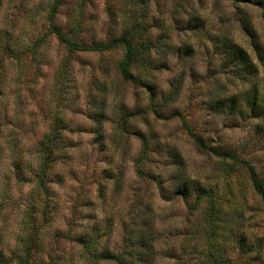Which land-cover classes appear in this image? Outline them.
Listing matches in <instances>:
<instances>
[{
  "label": "rangeland",
  "instance_id": "374dc122",
  "mask_svg": "<svg viewBox=\"0 0 264 264\" xmlns=\"http://www.w3.org/2000/svg\"><path fill=\"white\" fill-rule=\"evenodd\" d=\"M53 3L0 0V251H20L34 198L45 264H93L56 235L72 212L77 233L98 228V250L118 251L136 224L156 233V264H264V199L253 187L264 182V3ZM128 49L139 84L119 74ZM56 118L69 159L49 182L50 227L32 170ZM15 161L29 182L13 179Z\"/></svg>",
  "mask_w": 264,
  "mask_h": 264
},
{
  "label": "trees",
  "instance_id": "16d2710c",
  "mask_svg": "<svg viewBox=\"0 0 264 264\" xmlns=\"http://www.w3.org/2000/svg\"><path fill=\"white\" fill-rule=\"evenodd\" d=\"M58 2L59 0H54V7L57 6ZM253 2L264 3V0H253ZM51 14H53V11ZM52 32L60 41H63V38L59 35V33H57L55 28ZM64 43L68 45L71 50L75 49L74 43ZM252 45V47L256 46L255 38L252 39ZM133 58L134 56L132 55L131 50L128 49L124 56V60L119 67V74L123 80L125 79V81L139 84L137 77L128 71L126 67L131 63ZM228 58L234 66V53L229 54ZM257 58L262 60L263 56L257 54ZM238 60L243 62L245 59L240 56L238 57ZM245 70L246 72L254 74L256 72V67L255 65L251 64V62H249V64H246ZM232 98H234V94L230 95L231 100ZM233 101L227 106V108H229V112L231 113L234 112ZM218 104L220 108L223 109L225 99L223 97L219 98ZM102 116L99 115V118H102ZM60 124L61 121L56 118L49 130V133L45 134L40 143L37 144V166L34 170H32L33 177L35 178L34 192L37 196V206L41 207H39L41 212V220L44 225H48L50 227L53 226L54 222L52 214L49 212V209L54 206V195L49 187V182L54 176L52 173L55 164H57L59 160L65 162L69 159V156L64 151V148L60 146L62 130ZM16 154H18V152H16ZM21 157L22 156L18 155L16 159H20ZM13 175V179L17 180L18 182L20 181V183L29 182L28 179H25L26 177L23 174V167L21 166L20 162H14ZM253 187L254 190L264 199V182L256 183L253 180ZM83 201L85 205L88 206L87 200L82 199V202ZM35 208L36 205L34 203V198H32L25 206V209L28 211L25 218L22 217L19 221L25 233V237L21 238L20 251L9 253V255H5V253L0 251V264H45L41 256H39L42 249V243L39 241V225L35 224V216L32 214L36 212ZM78 215L75 216V214L72 212L71 217L66 221L67 229L65 230V233H60L58 229H55V232L57 237L64 235L66 238L71 239L79 244L83 252L87 255V259L91 263L94 264L102 261L113 264H156V255L158 249H156L152 243L155 239L156 233L149 227L147 228L146 226V228L142 230H136V227H132L136 226V224L132 225L131 227L127 225L124 228L122 246L118 251L112 252L105 248L98 250L96 249L98 241L100 240L98 228H91L92 226L89 225L87 227L89 231L85 230L84 232L82 231L77 233L76 228L78 227V223L75 220L80 217ZM90 217L91 216H89V218ZM55 263L56 257L54 258V261H52V264Z\"/></svg>",
  "mask_w": 264,
  "mask_h": 264
}]
</instances>
